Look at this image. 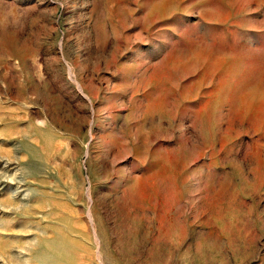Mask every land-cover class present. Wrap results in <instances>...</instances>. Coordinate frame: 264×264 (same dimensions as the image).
<instances>
[{"label":"rangeland","instance_id":"obj_1","mask_svg":"<svg viewBox=\"0 0 264 264\" xmlns=\"http://www.w3.org/2000/svg\"><path fill=\"white\" fill-rule=\"evenodd\" d=\"M0 264H264V0H0Z\"/></svg>","mask_w":264,"mask_h":264}]
</instances>
